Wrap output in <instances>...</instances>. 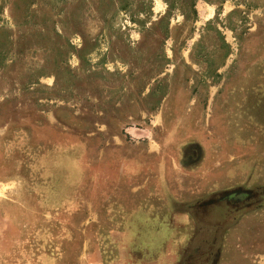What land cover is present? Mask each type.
Returning <instances> with one entry per match:
<instances>
[{
	"label": "rangeland",
	"instance_id": "rangeland-1",
	"mask_svg": "<svg viewBox=\"0 0 264 264\" xmlns=\"http://www.w3.org/2000/svg\"><path fill=\"white\" fill-rule=\"evenodd\" d=\"M236 187L264 195V0H0V264H264Z\"/></svg>",
	"mask_w": 264,
	"mask_h": 264
},
{
	"label": "flooded vegetation",
	"instance_id": "flooded-vegetation-1",
	"mask_svg": "<svg viewBox=\"0 0 264 264\" xmlns=\"http://www.w3.org/2000/svg\"><path fill=\"white\" fill-rule=\"evenodd\" d=\"M216 194L218 196V199L220 201L222 200L224 202V204L226 206H229L234 212H239L240 210H243L245 208L248 209L249 207L255 206L254 204H259V202H258L259 198L254 199V196H253L252 192H250V191L247 193L239 191L238 193H230V194H222V193L217 192ZM199 201H197V202H199ZM197 202H195L196 205L198 204ZM192 216H194V218L202 221L198 215V212L192 213ZM202 222L205 224L203 226H207V228H209L210 226H213V227L216 226L214 224L213 225L207 224L204 221H202ZM200 231L201 230H199V231L196 230V232L202 234V232H200ZM207 231L210 233L209 229ZM198 233H196V234H198ZM213 234H211V236L209 237L210 240H209L208 245H207V247L209 249L208 248L205 249L204 252H202V254L203 253L204 254L203 255L200 254L199 256H203L206 258L207 257L206 254L211 251V247L214 246V241H215V236H213ZM205 237H207V236H205ZM207 258H209V257H207ZM206 263H207V261H205V264Z\"/></svg>",
	"mask_w": 264,
	"mask_h": 264
},
{
	"label": "water",
	"instance_id": "water-1",
	"mask_svg": "<svg viewBox=\"0 0 264 264\" xmlns=\"http://www.w3.org/2000/svg\"><path fill=\"white\" fill-rule=\"evenodd\" d=\"M239 191L246 192V193L249 192L248 189H243V188H240V187H236V188H234L232 190L226 191L224 194L238 193Z\"/></svg>",
	"mask_w": 264,
	"mask_h": 264
},
{
	"label": "trees",
	"instance_id": "trees-1",
	"mask_svg": "<svg viewBox=\"0 0 264 264\" xmlns=\"http://www.w3.org/2000/svg\"><path fill=\"white\" fill-rule=\"evenodd\" d=\"M124 7H125V4H124V3H123V4H121V8L123 9ZM260 195H261V197H262L263 193H262V194H260ZM263 200H264V195H263V197H262V198H260V199H259V201H258V202L260 203V202H262Z\"/></svg>",
	"mask_w": 264,
	"mask_h": 264
}]
</instances>
